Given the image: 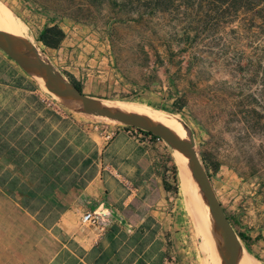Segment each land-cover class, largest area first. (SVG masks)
<instances>
[{
    "label": "rangeland",
    "instance_id": "rangeland-1",
    "mask_svg": "<svg viewBox=\"0 0 264 264\" xmlns=\"http://www.w3.org/2000/svg\"><path fill=\"white\" fill-rule=\"evenodd\" d=\"M155 2L0 0V5L24 42H18L22 51L39 56L63 80H74L85 95L179 121L210 183L220 184V199L230 213L234 183L264 185V0ZM47 25H58L69 36L56 52L37 42ZM108 51L112 61L102 64ZM92 59L95 63H87ZM106 66L114 78L102 77ZM146 91L154 96L150 109L151 100L144 106L137 99ZM123 126L83 115L0 50V264H89L84 253L106 233L81 223V210H93L92 203L51 199L57 189L72 185L67 178L83 166L88 151L80 136L97 133L107 143L106 134L113 139ZM167 151L175 168V201L153 210L164 214L158 227L146 223L160 233L162 259L166 264H223L225 245L211 225L200 186L185 162L191 194L181 193L178 152L169 145ZM102 214L109 230L113 214ZM55 223L57 234L77 242L69 246L48 231ZM143 224L142 216L121 222L129 231ZM245 257L240 264H246ZM96 258L94 253L89 260Z\"/></svg>",
    "mask_w": 264,
    "mask_h": 264
},
{
    "label": "crops",
    "instance_id": "crops-1",
    "mask_svg": "<svg viewBox=\"0 0 264 264\" xmlns=\"http://www.w3.org/2000/svg\"><path fill=\"white\" fill-rule=\"evenodd\" d=\"M64 33L65 38L61 45L69 38L66 32ZM53 51L56 52V50ZM86 52L90 50L86 49ZM90 54L93 53L90 52ZM96 56L93 54V57ZM93 60H88L87 63L94 62ZM111 61L110 52H105L102 64ZM110 68L106 66V72L102 77L106 79L115 77L113 69ZM144 96L137 99L140 103H144V106L151 100L153 103L146 107L152 108L153 94L146 91ZM144 99L145 102H143ZM80 137L84 138L85 144L82 147L88 151L83 160V166L79 168V171L71 172L67 178L74 181L72 185L57 189L59 194L57 193L51 200L67 201L68 204L90 201L93 210L105 214L111 211L114 222L111 228L99 238V242L92 244L89 251L84 253V259L89 264H100L101 258L106 260L101 264H166L162 259L163 244L160 233L146 223H157L156 227H158L164 214L153 210L163 205L165 201H175L171 197L172 192L164 189L167 151L154 142L145 143L129 137L124 132L118 133L107 143L97 133ZM211 186L235 233H241L248 238L247 245L240 241L239 258L242 254H246L244 260L246 264H252L251 260L255 264H264V185L241 180L234 183L231 192L234 201L229 206L230 213L226 210L224 201L220 199V184L212 182ZM225 189L229 188L221 186L222 191ZM140 216L144 224L136 229L129 231L127 229L129 225H121V222ZM47 227L48 231L59 233L58 223ZM60 234L61 236L57 234L58 238L69 246L77 242L73 236L67 237L63 233ZM176 235L179 238V232ZM82 246L81 248H84ZM152 248L155 249L154 254L146 262L144 257ZM94 253L97 254V258L90 261L89 258ZM157 257L158 259H155ZM239 258L237 264H240Z\"/></svg>",
    "mask_w": 264,
    "mask_h": 264
},
{
    "label": "water",
    "instance_id": "water-1",
    "mask_svg": "<svg viewBox=\"0 0 264 264\" xmlns=\"http://www.w3.org/2000/svg\"><path fill=\"white\" fill-rule=\"evenodd\" d=\"M16 39L24 45V42L20 38ZM0 50L24 72L41 80L59 99L66 102L83 115L111 120L125 126L142 130L162 139L166 144L180 153L191 175L199 184L200 191L209 205L215 225L223 239L225 245L223 264L238 263L240 240L228 221L211 186L209 178L193 149L194 142L191 138L190 141L184 140L170 129L153 123L143 115L119 111L108 101L85 95L83 91L80 92L73 84L63 80L60 75L39 56L32 54L29 49L27 52L20 50L10 37L1 33Z\"/></svg>",
    "mask_w": 264,
    "mask_h": 264
},
{
    "label": "bare ground",
    "instance_id": "bare-ground-1",
    "mask_svg": "<svg viewBox=\"0 0 264 264\" xmlns=\"http://www.w3.org/2000/svg\"><path fill=\"white\" fill-rule=\"evenodd\" d=\"M0 33L5 35V36L10 37L11 40H13L14 44L16 45V47H18L20 50H22L21 49V45H20L21 43L19 44L18 40L16 39V38H18V35H17V30L15 29V24L12 22V18L10 17V15L6 11V9L3 6H1V5H0ZM42 84H43V82H42ZM123 108H125V109H123ZM117 109L119 111H122V112L136 113V114L143 115L141 113L129 110L126 107H123V106H118ZM143 116L147 117L153 123L159 124V125H161L163 127H166L168 129H170L172 132H174L180 138H182L184 140L187 139L186 132L183 129L182 124L179 121H176V120L172 119V121L174 122V123H172V122H167L165 120L159 119L160 117L154 118V117L147 116V115H143ZM175 158H176V162H177V164L179 166V171H180L179 172L180 173L179 174V180H180L181 193H183L184 195H189V197H190L191 193H190V190H189V176H188V172L186 170L185 161H184L183 157L180 155V153H177L175 155ZM199 193H200L202 201H203V203H204V205L206 207V210H207L211 225H214L215 222H214V219H213V217L211 215V211H210L209 205H208L205 197L203 196L202 192L199 191ZM194 208H195V210L197 208V202L195 201V199H194ZM203 228H204V225H203ZM203 231H204V229H203ZM211 238H212V236H211ZM211 238H210V240H211Z\"/></svg>",
    "mask_w": 264,
    "mask_h": 264
},
{
    "label": "built area",
    "instance_id": "built-area-1",
    "mask_svg": "<svg viewBox=\"0 0 264 264\" xmlns=\"http://www.w3.org/2000/svg\"><path fill=\"white\" fill-rule=\"evenodd\" d=\"M122 128H123V132L126 133L129 137H132L136 140H141L145 143L154 142L160 145L161 147H163L165 151L168 150V145L162 139L152 134H149L147 132L129 126H123ZM111 138H112V134H106L105 136L106 140H111ZM165 178H166L165 179L166 182L169 183L171 186L174 184L173 167L171 166V161H169V159H167ZM80 219L83 225L94 228L98 233H105L110 226L109 221L106 218V215H103L97 210H91V209L81 210Z\"/></svg>",
    "mask_w": 264,
    "mask_h": 264
},
{
    "label": "trees",
    "instance_id": "trees-1",
    "mask_svg": "<svg viewBox=\"0 0 264 264\" xmlns=\"http://www.w3.org/2000/svg\"><path fill=\"white\" fill-rule=\"evenodd\" d=\"M164 1L156 0L155 4L153 3V5H160ZM186 1L190 3V0H186ZM185 33L188 35V31H186ZM64 38H65V33L58 25H47L39 33L37 37V42L40 43L45 48L56 50L60 47ZM70 83L73 84L80 92L82 91L81 86L78 83H76L74 80H70ZM177 110L179 109L177 108ZM173 170H175V168ZM164 189L169 192H173V193L176 192V189L173 186H171L169 183H167L166 180L164 181ZM236 234L240 239V241L245 245H247L248 238L241 233L236 232Z\"/></svg>",
    "mask_w": 264,
    "mask_h": 264
}]
</instances>
